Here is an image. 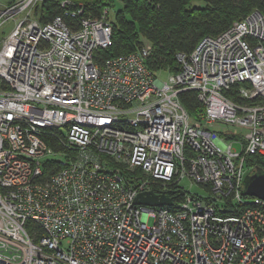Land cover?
Here are the masks:
<instances>
[{
	"label": "built area",
	"instance_id": "1",
	"mask_svg": "<svg viewBox=\"0 0 264 264\" xmlns=\"http://www.w3.org/2000/svg\"><path fill=\"white\" fill-rule=\"evenodd\" d=\"M37 4L0 8V29L24 15L0 38V264H264V198L243 194L247 155L264 156V13L176 53L162 81L150 43L97 63L113 45L109 7L93 17L62 1L73 28L31 18ZM188 90L201 122L180 101ZM235 127L241 138L220 137ZM149 191L173 204L136 205Z\"/></svg>",
	"mask_w": 264,
	"mask_h": 264
},
{
	"label": "trees",
	"instance_id": "2",
	"mask_svg": "<svg viewBox=\"0 0 264 264\" xmlns=\"http://www.w3.org/2000/svg\"><path fill=\"white\" fill-rule=\"evenodd\" d=\"M64 0H43L34 7V18L39 23H51L57 16L64 17L65 21L78 28L79 18L65 15L61 8ZM82 4L84 15L100 16L103 8H112L114 0H72ZM122 9L110 20L113 26V38L108 49L99 50L96 61L101 63L109 57L128 55L138 51L146 43L152 45V54L148 66L157 72L172 71L177 73L178 63L175 61L176 53H190L204 37L218 36L233 24L241 21L252 11L264 13V0H204L206 8L192 9L188 7L191 0H120ZM112 11V9H111ZM238 86L226 95L238 101ZM180 101L186 108L194 122L204 117V104L199 102L198 94L188 90L180 93ZM234 136V135H233ZM235 136H238L235 134ZM54 143V142H53ZM59 146V145H58ZM57 145H54L58 149ZM49 168L57 171L56 162H49ZM48 168V169H49ZM245 168L247 174L256 172L259 168L264 170V156L250 154L246 157ZM175 200H182L183 193L171 187L165 191ZM230 203V202H229ZM226 214L238 213L235 205L229 204Z\"/></svg>",
	"mask_w": 264,
	"mask_h": 264
},
{
	"label": "rangeland",
	"instance_id": "3",
	"mask_svg": "<svg viewBox=\"0 0 264 264\" xmlns=\"http://www.w3.org/2000/svg\"><path fill=\"white\" fill-rule=\"evenodd\" d=\"M20 1L23 0H0V8H5L7 7V5H11L14 3H18ZM43 2V0H38V3ZM189 8L192 9H196V8H206L207 7V3L204 0H191L188 4ZM112 11H111V15H115L116 12H118V10L122 9V2L120 0H114L113 5H112ZM34 10L31 11V18H34ZM23 14H18L12 18H9V20L2 26V28L0 29V38L3 40L5 38L8 37V34L14 29V27L16 26V22L23 17ZM169 73L167 72H159L158 77L162 80V81H166L168 79ZM193 119V118H192ZM201 121H203V118L201 119ZM201 121H196V122H201ZM237 134L238 136H233ZM244 131L238 129V128H223L222 129V133L221 136L223 140H235V139H239L241 137H239V135H243ZM235 150L237 151H242V144L239 141H235L233 142V146ZM61 158L60 155H58L56 157ZM182 185L184 186L185 191L187 192H191V194L195 193V194H199V195H207L208 193L206 192L205 188H203L201 185L194 183L192 185V183L189 180H183ZM146 221L148 226L153 225L155 219L152 217H146Z\"/></svg>",
	"mask_w": 264,
	"mask_h": 264
},
{
	"label": "water",
	"instance_id": "4",
	"mask_svg": "<svg viewBox=\"0 0 264 264\" xmlns=\"http://www.w3.org/2000/svg\"><path fill=\"white\" fill-rule=\"evenodd\" d=\"M243 194L245 196H254L257 198H264V170L259 168L256 172L248 174L244 178ZM136 205H143L146 207L154 206H169L173 204L172 198L161 194L160 196L153 192L140 193L135 200Z\"/></svg>",
	"mask_w": 264,
	"mask_h": 264
}]
</instances>
